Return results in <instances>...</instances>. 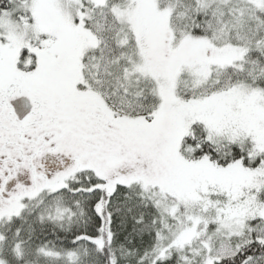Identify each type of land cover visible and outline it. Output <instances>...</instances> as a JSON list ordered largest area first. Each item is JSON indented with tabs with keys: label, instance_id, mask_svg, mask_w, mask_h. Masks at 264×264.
Here are the masks:
<instances>
[{
	"label": "snow or ice",
	"instance_id": "obj_1",
	"mask_svg": "<svg viewBox=\"0 0 264 264\" xmlns=\"http://www.w3.org/2000/svg\"><path fill=\"white\" fill-rule=\"evenodd\" d=\"M0 264H264V0H0Z\"/></svg>",
	"mask_w": 264,
	"mask_h": 264
}]
</instances>
